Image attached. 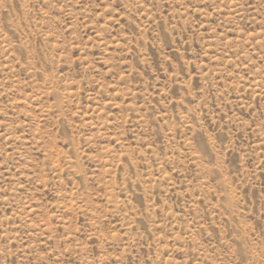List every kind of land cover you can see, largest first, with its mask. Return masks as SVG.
Segmentation results:
<instances>
[{"label":"rangeland","instance_id":"374dc122","mask_svg":"<svg viewBox=\"0 0 264 264\" xmlns=\"http://www.w3.org/2000/svg\"><path fill=\"white\" fill-rule=\"evenodd\" d=\"M0 264H264V0H0Z\"/></svg>","mask_w":264,"mask_h":264}]
</instances>
